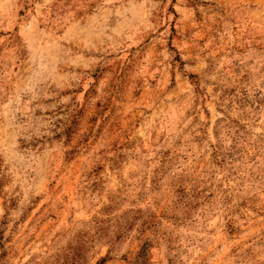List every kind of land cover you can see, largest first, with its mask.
<instances>
[{
  "label": "rangeland",
  "instance_id": "1",
  "mask_svg": "<svg viewBox=\"0 0 264 264\" xmlns=\"http://www.w3.org/2000/svg\"><path fill=\"white\" fill-rule=\"evenodd\" d=\"M0 264H264V0H0Z\"/></svg>",
  "mask_w": 264,
  "mask_h": 264
}]
</instances>
